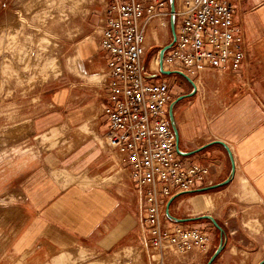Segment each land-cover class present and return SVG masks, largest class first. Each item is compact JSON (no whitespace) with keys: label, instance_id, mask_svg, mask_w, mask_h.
Wrapping results in <instances>:
<instances>
[{"label":"crops","instance_id":"crops-1","mask_svg":"<svg viewBox=\"0 0 264 264\" xmlns=\"http://www.w3.org/2000/svg\"><path fill=\"white\" fill-rule=\"evenodd\" d=\"M20 1L0 0V19L12 18ZM107 2L86 4L85 27L103 23ZM160 23L156 18L146 29L149 56L172 39L171 25ZM235 24L246 44L238 71H213L201 81L185 75L194 87L178 74H152L158 77L151 81L168 82L177 101L167 115L179 138V158L186 165L209 166L205 183L169 208L167 201L170 230L205 227L213 223L204 217L211 216L220 229L213 225V250L201 253V260L217 254L214 262L220 264H259L264 260V0H238ZM98 38L87 36L71 47L73 81L53 94V110L35 119L30 139L17 140L18 148L29 142L26 154L11 159L9 171L0 169V245L11 260L61 262L78 252L150 251L132 165L103 142L109 130L101 112L107 106L110 54ZM146 70H153L149 58ZM212 186L219 187L199 192Z\"/></svg>","mask_w":264,"mask_h":264},{"label":"built area","instance_id":"built-area-1","mask_svg":"<svg viewBox=\"0 0 264 264\" xmlns=\"http://www.w3.org/2000/svg\"><path fill=\"white\" fill-rule=\"evenodd\" d=\"M238 0H108L99 46L110 54L105 145L132 165L131 180L143 196L145 221L153 250L211 248V228H169L166 203L174 195L205 183L208 165H186L179 158L177 138L167 115L174 107L168 82L144 75L146 29L161 19L173 25L175 41L158 50L149 75L177 71L201 81L213 71H238L246 58L243 33L235 24ZM173 5V8L169 6ZM173 42V43H172ZM195 85V84H194Z\"/></svg>","mask_w":264,"mask_h":264},{"label":"rangeland","instance_id":"rangeland-1","mask_svg":"<svg viewBox=\"0 0 264 264\" xmlns=\"http://www.w3.org/2000/svg\"><path fill=\"white\" fill-rule=\"evenodd\" d=\"M97 2L101 6L102 0H21L12 18L0 19V169L9 171L11 159L26 154L29 142L18 148L17 140L30 139L35 119L53 110V94L73 81L77 73L71 47L87 36L100 38L102 22L92 28L84 22L86 4ZM168 40L167 46L170 36ZM158 50L148 57L151 61ZM208 228L215 229L213 224L200 229ZM2 249L0 245V264H207L212 255L201 260L197 250L148 248L101 255L78 252L59 262L11 260Z\"/></svg>","mask_w":264,"mask_h":264},{"label":"water","instance_id":"water-1","mask_svg":"<svg viewBox=\"0 0 264 264\" xmlns=\"http://www.w3.org/2000/svg\"><path fill=\"white\" fill-rule=\"evenodd\" d=\"M171 8H173V5H171ZM171 33H172V39H173V42H174V41H175V28H174L173 25L171 26ZM173 42H172V43H173ZM168 48H169V46H166L165 49H168ZM149 54H150V53H149ZM149 54H147L146 57H145V59H144L143 71H144V75L146 76V78L149 79V80H152V79L157 78L158 75H149V74H147V73L145 72V71H146V64H147V61H148ZM161 74L166 75V76H170V75L178 74V75H181V76L186 77L184 74H182V73H180V72H177V71H165L162 67H161ZM186 78H187V77H186ZM187 79L191 82L192 86L194 87V83H193V81H191L189 78H187ZM194 89H195V88H194ZM194 93H195V92H193L192 94L188 95L187 97L193 96ZM176 102H177V101H176ZM178 139H179V138H177V140H178ZM219 144L222 145V146H224V147H226V145H225L224 143H222V142H219ZM203 149H204V148H203ZM203 149H202V150H203ZM200 151H201V150H200ZM219 186H220V185H219ZM219 186H212V187L204 188V189L199 190V192H205V191L214 190V189L218 188ZM188 193H191V192H188V191H187V192H182L180 195H176V196H174V197L170 200L169 205H168V208L170 207L171 203H172L176 198H178L179 196H181V195H183V194H188ZM166 212H167V214L169 215V212H168V211H166ZM169 217H170V215H169ZM204 218L210 220L216 228L220 229V226L218 225V223L216 222V220H215L213 217H211V216H205ZM216 258H217V254H215L213 257H211V259L209 260V262H208L207 264H213ZM259 264H264V260H263L261 263H259Z\"/></svg>","mask_w":264,"mask_h":264}]
</instances>
